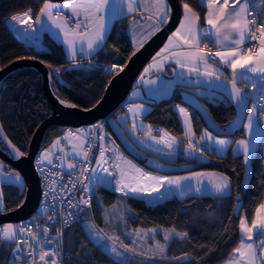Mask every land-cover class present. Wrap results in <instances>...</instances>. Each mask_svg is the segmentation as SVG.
<instances>
[{"label":"trees","instance_id":"obj_1","mask_svg":"<svg viewBox=\"0 0 264 264\" xmlns=\"http://www.w3.org/2000/svg\"><path fill=\"white\" fill-rule=\"evenodd\" d=\"M45 1L0 0V68L19 59L39 60L51 70L50 85L61 101L83 109L91 108L101 99L110 78L114 75L105 72L102 64L121 62L125 65L134 52L127 31V19L116 20L113 23L105 44L107 52L100 51L97 60L85 59L92 62L90 65H80L67 60L62 44L50 35L44 34L41 37L47 49H38L19 39L8 26L6 19L15 13L32 9V16L35 17ZM181 1L195 9L204 21L206 8L200 0ZM225 77L230 79L229 74H225ZM182 89L178 87L168 100L154 101L144 117L148 123L166 130L175 137H182L184 134L175 110L176 103H184L180 100ZM199 98L207 105L214 120L221 125L230 123L236 115L235 104L227 97ZM186 105L192 111L195 131L199 135L205 123L195 109ZM52 112L51 103L45 93L43 77L35 67H19L0 82V130H2L0 137L1 140L6 138L21 152H28L36 128ZM115 112L105 119L107 130L112 135L114 132L109 124V118ZM63 129L64 127L57 125L48 126L43 135L41 148L58 137ZM242 135L243 128L232 137ZM134 160L144 166L139 158ZM9 168L14 169L10 165ZM249 168L248 172V166L242 156L234 154L231 146L226 155L208 153L205 160L194 161L192 167L195 170H217L227 174L232 181V191L229 195H189L183 199L172 196L155 204H147L143 199L120 196L114 191L97 186L91 202V212L95 222L103 226L101 209L96 197L98 195L101 197L102 205L105 207H110L123 198L131 211L128 224L132 229L163 227L187 233L186 238L173 239L170 242L167 250L169 256L188 255L190 258L185 264H221L230 257L240 242L241 218L244 216L251 223L257 208L264 201V156L260 147L251 157ZM2 188L5 210L14 209L22 203L25 186L20 188L13 183H4ZM238 196L242 198V208L240 213L236 214L235 202ZM65 247L66 264H123L95 244L79 221L66 229ZM11 250L10 243L7 245L2 242L0 264H7V256Z\"/></svg>","mask_w":264,"mask_h":264},{"label":"crops","instance_id":"obj_2","mask_svg":"<svg viewBox=\"0 0 264 264\" xmlns=\"http://www.w3.org/2000/svg\"><path fill=\"white\" fill-rule=\"evenodd\" d=\"M45 2L63 5L66 3H70L71 0H65V1L46 0ZM129 2H130V0H109V5L106 7L104 12L102 13V15L105 17V33H104L105 39L100 42L99 46L93 52L87 51L86 44L84 45L85 51L80 52V42L77 41V45H76L77 55L75 58H73L71 56V53L69 52L68 46L64 42V33L60 29H58L51 21H49L45 18L44 23L42 25L35 23L36 16L39 14V12L37 13V15L35 17L32 16L33 17V23H34V29L39 36L42 37L44 34H48L55 41L62 44V46L64 48V52H65V58L67 60H69L71 63H77L80 65H84V64L90 65V64H92V62H89L88 60L85 61V59H91L101 51L103 45L106 44V40H107L108 34L110 32V29L116 20H121V19H125V18L127 19V31H128V34L131 38V41H132V44L134 47V51H136L138 48H140V46L143 45L144 42H146L157 31V30L154 31L152 29V25L155 24L154 9H152L150 7L152 0H136V5H137L136 10L131 11V12H129V10H128ZM165 2L167 5V11H168V17H167V21H168V19H169V5H168L167 0H165ZM200 2L202 4H204L205 8H206L205 14H204V21L201 20V17L198 14V12L195 9H193L191 6H189L193 10V12H195L200 17L199 22L195 26L199 30V32L201 33V38L199 39V47L201 49H204L205 52H206V48H211V47L215 48L216 52L217 51H222V52L227 51L228 46H230L229 42H224V46L217 45L216 38H215V29L211 28V26L207 23L206 17H207V13L209 11L208 6H207V0H200ZM230 2H231V0H230ZM219 3L222 4L223 0H219ZM184 4L185 3H182V17H181L178 25L174 29V31L169 35V37H171L173 35V33H175L176 30L178 28H180L181 21L184 20V8H183ZM249 4H253L257 8L264 9V5H262V0H249ZM258 6H260V7H258ZM61 12L66 17H71V15H72L70 9H67V8L61 9ZM150 17H152V18L150 19ZM9 18L6 19L8 26H9V22H8ZM164 24L165 23L161 24L159 26V29ZM68 26L74 27V24H69ZM81 31H83V29H81ZM150 31L152 32L150 37H148L146 40L143 39V37L147 33H149ZM205 33H208V35H204ZM169 37L166 40V42L164 43V45L161 47V49H163L165 47V45L169 43ZM173 39H174V45L172 47H170L168 51L164 52L161 57H157L155 55L152 58V60L146 65V67L144 68V71H143V74L145 75V76H143V78L146 76H154L157 74H163L167 78H171V79H179V78L183 79L186 77L193 78V77L205 75L204 73L206 72V70H208L207 66H210L211 69L217 70L214 76H218V77H221V78L226 79L228 81H232V69H231V67L227 64H224L221 61L220 57H218V56H217L218 60H213V59L207 58V66L201 62L199 64V71L198 72H189L188 71L189 67H193V65L190 63L186 64V66L184 68H180L179 65L176 64L175 58L173 57V54L184 52V51H187L188 49L186 46L183 45L182 41H179L175 37ZM247 41L248 40H246L244 42V44L239 46L240 51L243 53H247V51L249 49L246 45ZM205 46H207V47H205ZM161 49L158 52H160ZM164 56H168L169 59L164 60L163 59ZM80 57L83 59H80ZM78 58H79V60H78ZM154 58H156L158 61L163 62L162 68H159V67L149 68V66L154 63ZM85 62H87V63H85ZM146 68L149 69L148 72H145ZM225 74H229L230 79L225 77ZM246 74L249 77H251V80L243 81L240 78V75L238 73V75H237V86H238V88L243 90L246 94H248V96L250 97L251 102H250V107H249L248 113H251L252 108H253V104H256L255 100H256L257 95L264 93V80H261V75L257 74V73L247 72ZM143 78H142V80H143ZM238 83L241 85H239ZM254 83H255V86H254ZM175 91H176V89L174 90V93H175ZM192 91L199 97L200 96H208V97H213V96L221 97L222 96L219 93H216L214 91H210L207 89H203V88L194 89ZM153 102L154 101L146 95V93L142 87V84H141V86H138V87L135 86L133 88V90L131 91L129 97L127 98L125 105L121 106L115 112V114L109 118V124H110V126L114 132L113 136L116 139V141L118 142V144L120 145V147L123 149V151H125L128 155L133 156L134 158H137V159L139 158L143 162L144 167L149 168L152 171L161 172V173L165 174L167 177L191 176V174L194 172H201V173L216 174V178L223 175V176H227L229 179V188L227 190H225V192H223V193H216L207 184V181H208L207 176L204 177L205 187H204L203 191L199 192V193L194 190L195 187H197L196 178H194V177L189 181H181L180 186L167 184L168 185V187H167L168 193L170 195L168 197L173 196L176 198L183 199L189 195L226 196V195H229L231 193L232 181H231V178L227 174L222 173V172L217 171V170H195V169H192V167L194 166V161L199 162V161L205 160L208 157L207 150L209 148L212 149L213 153H215L216 155L223 156V155L227 154L229 148L232 146L233 153L236 155H241L243 160H244L242 148L238 145L237 142L242 140V139L248 140L250 142V159H249V162L246 164L248 166V172L250 171L249 167H250L251 157L253 156V154L256 152V150L259 147L262 150L263 156H264V145L262 146V142L264 140V115L260 114L259 108H258V111L256 113V117H254V119H253L252 130L249 132V130L247 128V125L249 123L248 114H247L244 125L242 127L243 128V135L237 136L234 138L232 136H226V135L223 136V135L215 134L214 132L210 131L206 126L203 127L200 134L197 135L196 131H195L194 124H193L192 111L187 107L186 104H184L182 102L176 103L175 104V110L178 114V117H179L181 123H182L183 129H184V134L186 131V125H185V119L186 118L179 111V109H181V108L185 109L186 112L189 114L192 132L194 133V135H192L190 138L192 139V141L194 143L197 144V147L203 149L202 152L189 153V152L185 151L188 148V139L185 138L184 134L182 137H175V136L171 135L169 132H167L166 130L158 129L156 126H153L152 124L148 123L144 119L146 113L151 108V104ZM137 106H140V108H142L143 111L141 112ZM134 123H135V129L133 128ZM149 125L152 128L151 136H148L146 134ZM205 130L210 132L214 139L227 141L228 142L227 147L224 150L218 152V151L214 150L216 145H214V143L212 141H201L200 137L205 132ZM156 132H159V133L156 134ZM165 133L168 134V137H174V138H176L177 141H180L179 146L177 147V145L174 144L173 149H169L162 142H158V141H160L161 136L164 135ZM153 137H154V139H153ZM168 137H166V138H168ZM56 141H60V142L58 144H56L55 147H53V144ZM81 142H83V144L86 146V143H87L86 133H79L76 135H68L64 138L59 135L58 137H55L54 139H52L43 148H41V155L46 150L50 149L51 151L49 152V160L53 161V158L55 156V157H57V161L59 162V164L61 166L68 168L67 165L69 163H74L76 165V160L83 158L82 155H75L74 154V152H79L81 150V148H80ZM209 145H212V147H209ZM108 146H109V148L111 147L110 141L108 142ZM110 152L112 153L111 150H110ZM170 152L173 154L170 155L169 154ZM43 162L48 163L47 160H43ZM0 165L3 166L2 169H0V172L3 173V175H0V211H2V210H5V201H4V197H3V188H2L3 184L4 183H13V184L18 185L20 188H23L25 186V184H24L25 182H24V178L19 174L18 175L21 177L20 181H18V182L15 181V179H14L15 173L12 171L9 172V170L6 168V166L2 162H0ZM9 174H13V175H9ZM247 176H248V174H247ZM247 176H246V178H247ZM189 184L192 186L193 190L192 191H184V194L181 195V191L186 189ZM262 205H264V201L257 208L253 219H256L258 215L264 216V207H262ZM81 207H80V209H81ZM80 209H79V216H80ZM258 210H259V212H258ZM241 220H245L247 226H249V227L252 226V222L249 223L244 216L241 218ZM241 220H240V223H241ZM98 226L99 225L97 224V227ZM103 226H104V221H103ZM103 226H99V227H103ZM150 229H156V232L152 233L149 231ZM164 229L171 230V228L151 227V228H137V229H133V231H135V233L137 232L138 235H140V236L145 235L146 236L144 239L145 241L142 240V242L141 241L140 242L143 244L146 243L150 248H152L154 245L156 246L157 241L160 244H162V240H164L163 239V230ZM85 230H86L87 234L90 236V238L92 239V241L95 244L99 245L98 242H100V241H99V238L96 237V235H95V233H96L95 227H92V228L88 227V229H87V227H85ZM240 231H241V229H240ZM176 232L181 233L179 231H176ZM130 236H132V235H129V237L123 239L124 244L126 246L132 244V242H131L132 239H130L131 238ZM241 236H242V232H241ZM173 239H182V238L174 235L169 241H167V247L165 249V254L163 255V258L160 255V257L157 259L159 261H162V262H167V263H172V264H182L183 261L188 260L190 258L188 255H185V254L180 255L178 257H181V259L177 260V259H175L176 257L169 256L167 253L168 246ZM253 239L254 240L256 239L255 235L253 236ZM240 240H241V238H240ZM163 242L165 244V241H163ZM239 244H240V242H239ZM239 244H238V246H239ZM120 247L123 250L124 259H122V260H124V261H121V259L114 258L116 261H118L120 263H123L126 261L125 262L126 264H149V262H147L146 260H142V257H141V259H138V256H136L134 253H132L128 247L125 248V247H122L121 245H120ZM153 250H155V249H153ZM257 251L259 252L260 249H257ZM232 254L230 255V257L232 256ZM118 257H120V256H118ZM143 257L144 258H152L149 256H143ZM230 257L221 264H229Z\"/></svg>","mask_w":264,"mask_h":264},{"label":"snow or ice","instance_id":"obj_3","mask_svg":"<svg viewBox=\"0 0 264 264\" xmlns=\"http://www.w3.org/2000/svg\"><path fill=\"white\" fill-rule=\"evenodd\" d=\"M109 5V0H71L70 3H66L63 5L60 4H52L49 2H45L43 7L40 8L39 14L36 16L35 23L42 25L44 23L45 18L51 21L58 29H60L64 33V42L67 44L69 52L73 58L77 55V41L80 42V52L85 51L84 45L86 44V48L88 52H93L99 46L100 42L105 39V17L102 15L106 7ZM262 5H264V0H262ZM208 13H207V23L211 26V28L215 29V38L217 45L224 46V42H229L230 46H228L227 51H217L214 55L220 57L221 61L224 64H227L232 69V89L231 96L235 98L238 104H246L249 99L248 94H246L243 90L238 88L237 85V75L239 73L240 78L243 81L251 80L246 73L252 72L261 75V80H264V21L257 22L255 18L249 19V0H223V3H219V0H207ZM136 0H130L128 4L129 12L136 10ZM150 7L154 9L155 16V24L152 25V29L159 30V26L163 23L167 22L168 11L165 0H152ZM260 7V6H258ZM70 9L71 17H66L62 14L61 9ZM184 8V20L181 21L180 28L176 30L175 33L171 37H169V43L165 45L160 52L156 54L157 57H161L162 54L169 50L170 47L174 45V37L179 41L183 42V45L187 47V51L174 53L173 57L175 58V62L179 65L180 68H184L186 64H192L193 67H189V72H198L199 64L202 62L207 66V58H209L212 54L207 53L204 49L199 47V39L201 38V33L195 27L199 22L200 17L193 12V10L189 7L188 4L183 5ZM32 9H29L27 12L23 14H15L10 17L12 21L22 22L24 16H29L32 14ZM152 17H150L151 19ZM69 24H74V27H69ZM33 25L29 23L25 31L32 29ZM83 29V31H81ZM183 33V34H182ZM259 33V35H257ZM152 32L147 33L143 39H147L150 37ZM204 35H208L205 33ZM246 40H259L260 48L258 51H254L253 49H248L247 53H243L240 51L239 46L244 44ZM207 47V46H205ZM164 60L169 59L168 56L163 57ZM116 66L113 65V68ZM152 67H163V62L158 61L154 58V63L149 66ZM208 70L204 73L205 75L212 77L216 73V69H211L210 66H207ZM59 71V70H57ZM149 69H145V72H148ZM148 84H155L156 81L149 80ZM255 86V83H254ZM261 99H264V93L261 95ZM64 103V101H61ZM70 107H75V105H69ZM142 112L143 109L140 106H137ZM259 110L261 114L264 115V104H253L252 112L248 113L249 123L247 128L249 132L253 128V119L256 117V113ZM179 111L185 116V138L188 139V148L185 150L189 153L202 152L203 149L197 147V144L192 141L190 138L194 133L192 132L189 114L185 109L181 108ZM133 128L135 129V123L133 124ZM2 131V130H0ZM152 128L149 125L147 130V135L151 136ZM71 135V133H69ZM168 134L165 133L161 136L160 141L167 146L169 149H173V145L176 144L179 146L180 141H177L174 137H168ZM154 139V137H153ZM201 141H212L215 147V151H222L227 147L228 142L225 140H216L212 137L211 133L205 130V132L200 137ZM60 141H56L53 144L55 147ZM11 142L9 141V144ZM238 145L242 148L244 162L247 164L250 159V142L248 140H240L237 142ZM16 152L17 156H23L24 154L16 149L15 146H12ZM90 147V146H87ZM212 147V145H209ZM81 150L79 152H74L75 155H82L84 160L87 161L89 159V152L86 150V146L81 142L80 145ZM51 150H46L40 157V160H47L48 163H52L49 160V152ZM235 151V150H234ZM170 155L173 153H169ZM101 159H98L97 164H101V161L104 158V149L101 148L100 153ZM122 158L117 154L116 160L119 161ZM130 163V162H126ZM116 168L121 170V178L124 177V171L121 168L119 163L114 165ZM2 165H0V169H2ZM69 169H75L76 165L74 163H69L67 165ZM84 172L87 169L83 170ZM107 171V169H104ZM139 172V169H136ZM92 172H95V169H92ZM0 175H3L0 172ZM13 175V174H9ZM208 177L207 184L216 192L223 193L225 190L229 188V179L227 176H219L216 178V174L209 173H201L194 172L191 176H178V177H152L145 175L144 178L148 181H151V185L145 184L143 187L132 188V193L137 192H145L149 187L151 188V192H160L161 188L168 185H176L180 186L181 181H189L193 177L196 178L197 187H195L196 192H202L204 185V177ZM15 181H20L21 177L18 174L14 176ZM84 179H89V177L85 176ZM118 184L121 181H117ZM154 185H159L156 187ZM74 186V185H73ZM128 185H123V187H118L117 191H124ZM87 186L85 185V191H87ZM193 188L189 184L186 189L181 191V195L184 194V191H192ZM85 205H89V200L82 199L80 201ZM71 205V201H69ZM73 207H75L73 205ZM264 207V205H262ZM259 212V210H258ZM69 215H72L71 213ZM49 219H52L49 217ZM39 228V226H37ZM92 228V225L88 226ZM240 229L242 232L240 244L238 247L233 249V254L230 257L229 264H264V216L258 215L256 219L252 220V226H247L245 220H241ZM3 236L5 239L11 240L14 239L17 235V230L12 225H5L2 230ZM26 231L25 227H20L19 232ZM28 235L40 244L39 233L33 232L30 229H27ZM49 231L48 227L43 228V233L47 234ZM152 233L156 232V229L149 230ZM96 237L99 240H104L105 236L101 234L100 231L95 233ZM179 236L182 239L187 237V233H177L175 228L164 229L163 230V239L165 244L161 245L158 241L156 243V249H158L161 257L163 258V254L167 247V241H169L173 236ZM256 236V239H253V236ZM108 239L117 240L118 237H108ZM27 243V242H26ZM29 248L33 251L29 253V256L33 255L35 249L33 245L29 244ZM122 247H127L126 245H122ZM257 249H260L258 252ZM131 251H135V249H131ZM111 252L116 255H121L117 251V248L113 245L111 247ZM140 255H147L146 252H141ZM56 252L49 250L45 251L43 249V245H41V251L39 253V261L42 264H58V260L48 259V257H55ZM19 259V257H17ZM175 259L179 260L181 257H176ZM32 264H37L35 260L32 261Z\"/></svg>","mask_w":264,"mask_h":264},{"label":"water","instance_id":"obj_4","mask_svg":"<svg viewBox=\"0 0 264 264\" xmlns=\"http://www.w3.org/2000/svg\"><path fill=\"white\" fill-rule=\"evenodd\" d=\"M167 1L169 5L168 21L140 48L132 53L124 67L110 78L103 96L91 108L83 109L77 106L70 107V104L61 103V100L54 94L50 85V79L52 76L51 70L39 60L30 58L19 59L0 68L1 82L9 73L19 67H35L43 77L45 93L53 109L52 114L42 121L36 128L31 138L28 152H22L24 154L23 156H17L12 147L13 145L11 143L9 144V142L6 143L10 151L0 147V159L19 171L25 182V196L22 203L14 209L0 211V225L5 222L15 223L27 219L39 206L41 181L35 164V157L41 149L43 135L48 126L57 125L79 127L82 125H89L100 118H108L120 108L124 101L127 100L131 91L138 83L144 68L164 45L182 17V1ZM15 35L17 36L16 33ZM149 80H154L156 83L148 84L147 81ZM141 84L146 95L155 102L168 100L173 96L175 89L178 87L183 88L180 100L191 106L201 115L205 126L210 131L223 136H232L243 127L251 102L249 97L246 104H238L235 98L231 96L232 81H228L218 76L209 77L207 75H202L193 78L186 77L183 79H171L163 74H157L144 77ZM198 88L219 93L222 96L229 98L235 104L236 115L230 123L221 125L214 120L207 105L192 91ZM128 156L134 160L130 155ZM130 196L137 197L136 195ZM241 208L242 198L238 196L235 202V213L239 214Z\"/></svg>","mask_w":264,"mask_h":264},{"label":"built area","instance_id":"obj_5","mask_svg":"<svg viewBox=\"0 0 264 264\" xmlns=\"http://www.w3.org/2000/svg\"><path fill=\"white\" fill-rule=\"evenodd\" d=\"M249 12V19L255 18L258 23L264 21V9L257 8L253 4H249ZM29 16L33 21L32 15ZM10 27L17 34L18 30L11 25ZM34 33L39 43L35 44L29 40L31 44L28 45L39 49L40 40L37 32L35 31ZM257 35H259V33H257ZM19 36L18 37L21 40L27 39L26 34H20ZM246 45L249 49H253L254 51H258L260 48L259 40H248ZM45 49L47 48L45 47ZM101 50L103 52H107L106 48H102ZM206 52L212 54L209 57L210 59L218 60L217 56L214 55L216 53L215 48H206ZM80 59L82 58L80 57ZM97 59L98 54L91 58V60ZM113 65L116 66V63H103L102 69L105 72L115 74L117 73L118 68H113ZM261 95L262 94H258L256 97L255 103L257 105L264 104V99H261ZM125 103L126 101H124L121 106H124ZM60 127H64L60 134L63 138L68 136L69 133H71V135L86 133V150L89 152V159L87 161H85L84 158L77 159L75 169H68L61 166L55 156L52 163H44L43 160H40V149L35 157V164L41 181V197L39 206L30 217L18 222L17 235L10 242L12 250L7 256V264H32L33 260H35L37 264H42V262L39 261L41 245H43V249L45 251L52 250L56 252L55 257H48V259L55 258L58 260V264H66L65 258L67 250L65 247V231L69 226L80 220L79 209L81 206L85 205L80 201L82 199L90 200L93 190L97 186H102L122 195H133L131 189L135 188V186L127 187L124 191L116 190L118 187H123V185L129 184L128 178L134 176L136 171L128 169V174H124L123 179L120 175V178L113 180L111 169L115 168L114 160H116L117 154H120L123 159L131 158L123 151L114 136L108 132L106 120L104 118H100L89 125H82L79 127ZM109 141L111 143L110 148L108 146ZM263 145L264 140L262 142V146ZM102 147L104 149V158L101 161V164L98 165L96 161L101 159L100 153ZM110 150L114 153L115 159L114 157H109L108 153ZM207 152L213 153L210 148ZM141 167L144 171H146V173L155 174L156 177H167L161 172L152 171L144 166ZM84 169H87V171L84 172ZM92 169H95V172H92ZM104 169H107V171H104ZM85 176L89 177V179H84ZM117 181H121V183L118 184ZM85 185L87 186V191H85ZM158 195L159 193L152 192L150 197L156 198ZM69 201H71V205L69 204ZM73 205L75 207H73ZM70 213L72 215H69ZM49 217L52 219H49ZM37 226H39V228ZM20 227H25L26 231L22 233L19 232ZM44 227H48L49 229L47 234L43 233ZM27 229L39 233L40 244L28 235ZM2 242L3 239L0 233V245ZM29 244L33 245V248L35 249V252L31 256H29V253L33 250L29 248ZM17 257H19V259H17Z\"/></svg>","mask_w":264,"mask_h":264},{"label":"rangeland","instance_id":"obj_6","mask_svg":"<svg viewBox=\"0 0 264 264\" xmlns=\"http://www.w3.org/2000/svg\"><path fill=\"white\" fill-rule=\"evenodd\" d=\"M23 13H25V12H22V13L20 12V13H15V14H23ZM15 14H13V15H15ZM38 37H39V40H40L39 49H42V48L45 49V46L43 45V43L41 41V36L38 35ZM23 41H25L27 44H31L28 39L23 40ZM102 48H106V45L104 44ZM116 59H118V57ZM116 67L118 68L117 72H119L124 67V64L121 63V62H118V64L116 63ZM143 76H145V75L142 73V75L140 76V78L138 80V83L136 84V87L141 86V82H142ZM0 134H1V132H0ZM1 136H2V134H1ZM2 139H3V137H2ZM6 142H9V141L6 138H4V140H1V137H0V146L2 148H4V149L10 151ZM108 155H109V157H114V153L109 152ZM119 156L121 157L120 154H119ZM114 159H115V157H114ZM121 160H119V161L114 160V162H115V164L116 163L120 164ZM0 162H2L6 166V168L9 170V172L12 171L15 174L21 175L20 172L17 171L16 169L9 168V165L7 166L6 163L3 162L1 159H0ZM135 162L137 164H139L137 161H135ZM139 165H141V164H139ZM111 172H112V175H113V180L120 178V175H121V170L120 169L115 167V168L111 169ZM167 187H168V185H167ZM95 190H96V188L93 190V194H92V196H91V198L89 200V202H90L89 205H83L81 207L79 222L81 223V225L84 228V230H85V227H87V229H88V225H92L93 227H95L96 232L100 231L101 234L105 236L104 240H102V241L99 240L100 242H98L99 246L103 249V251H105L113 259L116 258V259H121V261H124V260H122V259H124V257H123V250L121 249L120 245L121 246L125 245L123 239L129 237V235H132V236H130L131 237L130 239H132L131 240L132 244L131 245H127V247L129 248L130 251L133 248L135 249V251H131V252L134 253L136 256H138V259H141V257H142V260H146L147 262H149V264H172V263L162 262V261H159L157 259V258L160 257L161 254L159 253L158 249H156L155 245L152 248H150L146 243H144V244L141 243L142 240L145 241L144 239H145L146 236L145 235H143V236L138 235V233L137 232L135 233V231H133V229L129 226L128 219L131 216V211H130L129 207L127 206V204L125 203V200L123 198L118 200L117 203H115L114 205H112L110 207H105V206L102 205L101 197L99 195L96 197V202H97V204L99 205V207L101 209L100 211H101L102 219L104 221V226H105V227L104 226L103 227H99V226L97 227V224L95 223V221L93 219V216H92V212H91V202H92L94 194L96 193ZM149 192H147V193H149ZM118 194L120 196H127V195H122L120 193H118ZM151 194H152V192H151ZM136 196L139 197L140 199H143L147 204H155V203L161 201L164 198H169L168 196H170V195L168 193V189H166L165 191H163V194L158 195L156 197V199L159 198V197H161V198L159 200H157V201L152 202V203L148 202L147 198L144 197V196H138V195H136ZM2 211H5V210H2ZM17 224H18V222H15V223H13V222H5V223L1 224V230L3 229V227L5 225H12L17 230ZM0 233H1V236H2V239H3V242H5V244L9 245V243L13 239H11V240L5 239L4 236H3V232L1 231ZM108 237H118V239L117 240H112V239H108ZM163 241L164 240H162V244L161 245L164 244ZM105 245H109L111 247L114 245L117 248V251L119 253H121V255H116L115 253H112V252L108 251L104 247ZM153 249H155V250H153ZM141 252H146L147 255H140ZM164 254H165V252H164ZM118 256H120V257H118ZM143 256H149V257H152V258H144ZM185 261H187V260H185ZM185 261H183L182 264H185ZM125 262H123V264H126Z\"/></svg>","mask_w":264,"mask_h":264},{"label":"bare ground","instance_id":"obj_7","mask_svg":"<svg viewBox=\"0 0 264 264\" xmlns=\"http://www.w3.org/2000/svg\"><path fill=\"white\" fill-rule=\"evenodd\" d=\"M8 22H9V24L12 27H14L15 29L18 30L17 31V36H19L20 34H22V35L26 34L27 35L26 38L28 40H30L31 42H33L35 44L39 43L38 39L35 36L34 23H33V21H32L30 16H24L22 22L12 21L11 19H8ZM29 23H31L33 25V28L25 31V29L27 28V25ZM126 162H130V163H126ZM120 165H121V168L124 171V174H126V175L128 174V169L135 170V171H136V169L140 170L139 172L136 171L134 176H131V177L128 178V180H129V184H127L128 187L135 186V188H137V187H143L145 184L151 185V181H148L147 179H145L144 176L147 175V176L156 177L155 174L146 173V171H144V169L139 164H137L134 160H131L129 158L122 159L121 162H120ZM154 186L159 187V185H154ZM166 189H167V184H165V186L161 188L160 192H158L159 195L163 194V191H165ZM149 191H151L150 187L145 192H137V193H132V194L133 195H138V196H144V197L147 198V201L150 202V203H152L154 201H157V200H159L161 198V197H159L157 199L156 198L154 199V198L150 197L149 196L150 194L147 193ZM104 247L108 251L111 252V246L105 245Z\"/></svg>","mask_w":264,"mask_h":264}]
</instances>
